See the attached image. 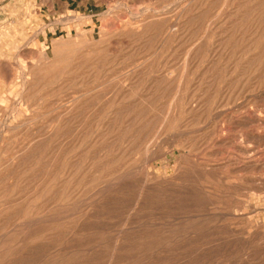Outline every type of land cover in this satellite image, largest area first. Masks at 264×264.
<instances>
[{"label":"rangeland","instance_id":"obj_1","mask_svg":"<svg viewBox=\"0 0 264 264\" xmlns=\"http://www.w3.org/2000/svg\"><path fill=\"white\" fill-rule=\"evenodd\" d=\"M0 264H264V0H0Z\"/></svg>","mask_w":264,"mask_h":264}]
</instances>
